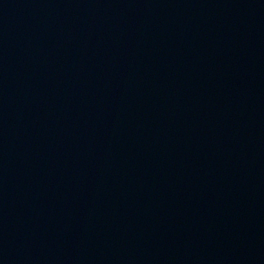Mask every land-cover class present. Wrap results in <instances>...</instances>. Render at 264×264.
<instances>
[{"label": "water", "instance_id": "1", "mask_svg": "<svg viewBox=\"0 0 264 264\" xmlns=\"http://www.w3.org/2000/svg\"><path fill=\"white\" fill-rule=\"evenodd\" d=\"M0 264H264V0H0Z\"/></svg>", "mask_w": 264, "mask_h": 264}]
</instances>
